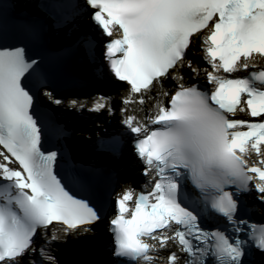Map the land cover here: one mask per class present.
I'll use <instances>...</instances> for the list:
<instances>
[{
  "label": "snow or ice",
  "instance_id": "1",
  "mask_svg": "<svg viewBox=\"0 0 264 264\" xmlns=\"http://www.w3.org/2000/svg\"><path fill=\"white\" fill-rule=\"evenodd\" d=\"M61 32L72 46L56 43ZM194 41L208 67L189 59ZM74 50L106 61L98 79L126 83L123 128L99 148L117 157L134 142L151 182L115 199L106 231L116 264H264V0H0V264H65L54 232L43 246L37 238L51 221L85 231L104 210L102 195L67 188L88 193L110 173L76 161L39 101L43 66ZM149 97L151 114H129ZM69 107L113 114L106 95Z\"/></svg>",
  "mask_w": 264,
  "mask_h": 264
},
{
  "label": "bare ground",
  "instance_id": "2",
  "mask_svg": "<svg viewBox=\"0 0 264 264\" xmlns=\"http://www.w3.org/2000/svg\"><path fill=\"white\" fill-rule=\"evenodd\" d=\"M88 75H89V78L90 79H92L93 80V77H92V74H91V72L89 71V73H88ZM154 91H157V90H154ZM107 93H109V92H103V95H106V96H108L107 95ZM112 94L114 93V91L113 92H111ZM110 94V93H109ZM102 95V96H103ZM112 101H115V104H117V102L116 101H118L119 100V98H117V99H111ZM140 107L141 105H139V103H137V102H135V105H134V107H135V109L133 110V111H129V114L130 113H133L135 116H137V118L138 119H140V120H143V117H144V115L141 113V112H138V110H137V107ZM143 110L145 111V113H149V114H151V112L153 111V107H152V105L150 104V103H145L144 105H143ZM73 128H75V127H73ZM116 185L114 184V185H112L111 184V186L109 187V188H111V190H110V192L112 193V194H115V191H116V187H115ZM122 187L124 188V187H128V184H122ZM111 197V196H110ZM112 212V211H111ZM99 221H101L102 223H104V218L103 217H101L100 218V220ZM97 228H98V230L99 231H102V229H101V224H98V226H97ZM53 232L55 233V235L58 237V239H60V238H64V236H65V233H67V232H64V231H62L61 229H51V227L48 229V236H50L51 237V235L53 234ZM81 232V231H80ZM51 249H53V245H52V248ZM89 258H90V260H92V257H90L89 256Z\"/></svg>",
  "mask_w": 264,
  "mask_h": 264
}]
</instances>
